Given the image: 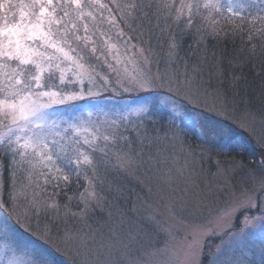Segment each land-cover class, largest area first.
Listing matches in <instances>:
<instances>
[{"label": "snow or ice", "instance_id": "6c2138e0", "mask_svg": "<svg viewBox=\"0 0 264 264\" xmlns=\"http://www.w3.org/2000/svg\"><path fill=\"white\" fill-rule=\"evenodd\" d=\"M252 7L254 0H0V166L11 181L0 185L7 190V198L0 195V213L6 219L15 215L16 223L34 234L24 223L32 217L67 225L69 217L85 220L105 201L119 199L121 177L143 180L151 175L167 184L182 177V168L175 176L171 169L161 174L159 152L153 154L151 147L168 142L175 147L180 137L167 131L161 136L143 126L156 106L145 96H163L160 103H170L175 116L182 115V106L198 107L201 96H211L220 105L217 110L226 112L219 87L226 75L223 57L215 52L208 56V41L239 37L241 51L247 49L245 59L259 52L264 63V5L255 13ZM186 36L196 47L191 64L179 55ZM165 46L166 68L160 71L155 58ZM236 63V58L229 60ZM239 79L233 73V85ZM109 90L145 94L134 110L140 120L124 123L127 115L96 122L50 118L55 106L95 100ZM212 129L214 139L228 133L226 127ZM252 180L253 188L241 193L248 206H253L255 186L264 190V174ZM73 201L78 211L72 210ZM115 215L117 223L107 236L65 227L60 239L76 245L77 255L87 250L83 264H144L133 255L135 246L148 235V224L164 226L152 213L147 224H126L119 208ZM244 223L248 225L247 217ZM45 231L50 232L47 225ZM195 244L198 248L199 239ZM8 264L47 260L36 251L29 259L14 255Z\"/></svg>", "mask_w": 264, "mask_h": 264}, {"label": "rangeland", "instance_id": "374dc122", "mask_svg": "<svg viewBox=\"0 0 264 264\" xmlns=\"http://www.w3.org/2000/svg\"><path fill=\"white\" fill-rule=\"evenodd\" d=\"M254 1L259 2L258 7L264 5L263 0ZM165 51L166 46L155 58L159 61L160 71L166 68ZM156 70L154 62L152 71ZM141 96L145 94L121 92L114 95L109 90L95 100L55 106L50 110V118L96 122L127 115L124 123L136 122L140 116L134 110L143 103ZM256 98L242 96L233 100L223 97L222 103L227 104V111L222 112L217 110L220 105L211 96H201L198 107L182 106V115L175 116L170 103H160L163 96H145L156 106L151 115L144 118L143 126L149 132L159 130L161 136L167 131L180 137L175 147L170 142L159 148L151 147L153 154L159 152L161 174L171 169L175 176L182 168L184 175L170 184L151 175L144 176L143 180L121 177L122 196L111 203L105 201L103 208L90 211L85 220L69 217L65 225L44 216L32 217L28 222L21 218L34 234L25 232L16 223L15 215L6 219L0 213V264H8L14 255L29 259L36 251L44 254L47 264H83L87 250L81 249L77 255L76 245H66L60 239L65 227L82 229L84 233L94 232L97 238L101 234L107 236L109 228L117 223V208L126 214V224L129 221L147 224L146 217L152 213L164 226L148 224V235L135 246L133 255L144 264H264V190L255 186L253 206H248L241 196L253 188V176L264 174V147L261 146L264 141V107H258L260 102L257 104ZM88 113H92L90 118ZM213 125L217 129L226 127L227 135H218L214 139ZM199 139L220 146L225 153L222 158L226 161L225 145L234 147L236 142L245 141L248 162L236 165L228 161L224 164L203 153L201 156L188 146ZM144 151L147 154L149 147L145 146ZM0 185H3L1 166ZM2 193L3 187H0V195ZM109 211L114 213L113 218L109 217ZM246 217L249 220L247 226L244 223ZM45 225L50 232L45 231ZM196 239H199L198 248Z\"/></svg>", "mask_w": 264, "mask_h": 264}, {"label": "trees", "instance_id": "16d2710c", "mask_svg": "<svg viewBox=\"0 0 264 264\" xmlns=\"http://www.w3.org/2000/svg\"><path fill=\"white\" fill-rule=\"evenodd\" d=\"M245 3H251L252 0H244ZM255 2V7H252L250 11L255 13L257 10L259 2ZM264 3V0H263ZM189 45H192L191 48H189ZM242 48V42L237 37L234 41L232 39H224L221 40L219 43L216 41L209 40L208 41V56L210 57L212 52H215L217 56L223 57V67L226 71V75L224 77V83L222 85H219V87L222 88L224 92L225 98H232L238 99L242 96L248 97V98H256L255 96H258L257 104L259 106L264 107V63H261V57L259 56V52L257 53L256 57H248L245 59L247 49L245 51H241ZM182 51H180L179 55L181 57H187L189 63L191 64L194 62L195 57L193 56V53L196 51V47L193 44V38L190 36H186L184 38V42L182 45ZM199 55V53H197ZM233 58H236L238 63L236 64H229V60H232ZM233 73L240 77V79L233 85L232 82V75ZM205 79L208 77V66L205 65V71L203 73ZM212 83L216 85L218 82L213 79ZM261 100V101H260ZM263 104V105H261ZM257 107V108H258ZM173 130V129H169ZM191 142V141H190ZM245 141L236 142L234 147H230V145H225L224 150H227L228 157L227 161L224 160L225 158H222L223 149H221L220 146L211 145L207 141H202V139L196 140L195 143H189L190 149L199 152L202 156L203 155L209 158L216 159L219 163H226L230 162L232 164H241L248 162L246 158V153L248 151V148H246V145L244 143ZM237 144V145H236ZM240 149V150H239ZM223 160H222V159ZM6 165V161L4 162ZM2 170V179H3V185L8 186L10 185V177L8 175L7 169L5 166H1ZM83 183V181H81ZM83 189L80 188L79 191H82ZM77 191V186L73 184L71 192ZM69 192V194H71ZM2 196L4 198H7V190L6 187H3V193ZM61 202H65L64 198L61 197ZM76 201L72 202V210L77 211L75 207Z\"/></svg>", "mask_w": 264, "mask_h": 264}]
</instances>
